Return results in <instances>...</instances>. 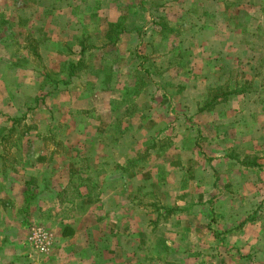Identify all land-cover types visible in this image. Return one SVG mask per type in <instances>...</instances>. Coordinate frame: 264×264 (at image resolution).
I'll return each instance as SVG.
<instances>
[{
  "label": "rangeland",
  "instance_id": "rangeland-1",
  "mask_svg": "<svg viewBox=\"0 0 264 264\" xmlns=\"http://www.w3.org/2000/svg\"><path fill=\"white\" fill-rule=\"evenodd\" d=\"M140 5L141 40L106 43ZM71 183L97 200L62 239L38 200ZM0 264H264V0H0Z\"/></svg>",
  "mask_w": 264,
  "mask_h": 264
},
{
  "label": "crops",
  "instance_id": "crops-1",
  "mask_svg": "<svg viewBox=\"0 0 264 264\" xmlns=\"http://www.w3.org/2000/svg\"><path fill=\"white\" fill-rule=\"evenodd\" d=\"M57 8H58V10L59 9L62 10V7H57ZM67 8L68 9L71 8V9H69L71 11V13L74 12L75 9H77V7L74 8L72 6H68ZM116 9H118V13H117L116 17H112V15H111V18H109V19L105 18L103 21H105V24L107 26H110L111 24H115L116 28H118V26L120 27L119 32L117 34V38H114V40H111L109 38V34L105 33V37H104L105 42L109 43V44L111 43L110 44L111 46L117 45L118 47H121L122 43H126V42L128 43L129 41L134 42V40H138V39L140 41L141 40L140 36L144 35V31L150 27L149 22H147L145 19V16H146V18L151 16V14L147 13V12H149L147 10V8H144V6L140 5L138 7V10H139L138 12L141 13V15L138 17V15H136L137 13L133 14V15L131 14L134 18L131 21H130V17L123 19L125 16L123 17V15H122L123 12L121 11V9L120 8H116ZM43 10L44 11H42V12L48 11L47 8H44ZM66 10L67 9H65V8L63 9V11H66ZM91 11H92V8H91ZM100 11H102V9ZM103 11H105L104 7H103ZM109 11L112 12L114 10L112 9ZM135 17H136V19H135ZM44 19H47V18L44 17ZM152 25L156 26V25H158V23H153ZM44 26H45L46 30L50 31L49 34L51 35L52 30H53V28H55V26H53L51 21L45 22ZM56 28H59V27L56 26ZM136 35H137V38H136ZM75 74L72 71L69 73V75L71 77H73ZM111 84H112V82H111ZM97 88H99V89H97ZM102 90L105 91L106 93H110V96H111V93L115 89L113 86H108V85L103 87V88L101 86H99V87L95 86L93 88V90L90 91V92H93L92 98L95 101V103L97 102V99H96L97 98L96 96L98 94L97 92L102 91ZM106 95L108 96V94H106ZM115 102L116 101H114L113 99H109V105H112ZM96 105H98V103H96ZM124 136H125L124 134H120L115 139L121 141ZM122 144H124V143L122 142L121 144H119V143H116L114 145L112 144V148L111 149L109 148L110 150L108 152H104V154L110 153L114 157L115 151H116L118 157H120L121 155H124L123 154L124 148H123ZM92 154H94V153H92ZM115 165H116V163H115ZM102 166H103V168H106V166L104 164H100V167H102ZM113 169L111 167V164H109V169H106L107 170L106 172L109 173L107 175V182L108 183L104 182L105 183L104 184L105 185L104 190H103L104 196L100 197V198H102V201L104 204H113L114 200H116V202H117L121 198V196H118L116 194L115 184L112 185L113 178L116 176V175L111 176V171ZM123 176H124V173H121L119 177H123ZM23 179H25V181H22ZM30 180H31V177H28V176H26V177H11V195H10L11 196V205L17 204L16 209L20 205H22L23 203L28 204L29 201L31 202L30 198H29V200H27V198L29 197V192H30L29 191L30 189H27V185L29 184ZM47 186L50 188V185L47 184ZM63 188H65V186H63ZM66 188L72 190V191L66 190V192L73 194V196L72 195L69 196L67 194L65 195L66 192L64 193V191H62V192L56 191L55 194H50L47 192L46 194H44V193H42L41 195L38 194L39 195L38 201H43L44 204H48V203L56 204L57 207H59V208L69 206L66 208L67 211L55 213L57 215L58 214L63 215V213H65V214L67 213V215L62 216L61 220L59 219L55 222L52 221V223H50L49 225H51L54 228L53 231L55 232V234L58 235V233H59V235L62 239H74V237H77L80 234L79 233L80 224L86 218V216H84L83 213H85L84 211L88 210V208H87L86 210L79 212V209L76 210L77 206L80 204L81 205L85 204V202L92 200V198H95L94 201H96L97 198L95 197V194L93 193V191L87 190L86 192H83L82 191L83 189L80 186L78 187V185H76L74 183H71L70 185H66ZM63 193H64V195H63ZM115 196H118V197H115ZM46 208L47 207H45L43 209V210H45V212L48 211ZM82 215H83V217H82ZM57 223L62 224L63 228L60 229V227L57 226ZM24 228L25 227H20L18 225V222H12L11 223V247L13 249L12 253H13L14 257H15V254H17V252H18L16 250V248L19 246V244L24 243V242L21 243V240H19L17 243L15 242L16 241V234L15 233L18 231L24 232ZM56 230H58V231H56ZM14 257H12V255H11L12 261H14V259H15Z\"/></svg>",
  "mask_w": 264,
  "mask_h": 264
},
{
  "label": "trees",
  "instance_id": "trees-1",
  "mask_svg": "<svg viewBox=\"0 0 264 264\" xmlns=\"http://www.w3.org/2000/svg\"><path fill=\"white\" fill-rule=\"evenodd\" d=\"M221 96H223V95H215L213 98V101L219 99Z\"/></svg>",
  "mask_w": 264,
  "mask_h": 264
}]
</instances>
